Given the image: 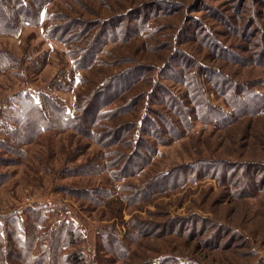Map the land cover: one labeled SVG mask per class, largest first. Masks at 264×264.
I'll return each mask as SVG.
<instances>
[{"label": "rangeland", "instance_id": "374dc122", "mask_svg": "<svg viewBox=\"0 0 264 264\" xmlns=\"http://www.w3.org/2000/svg\"><path fill=\"white\" fill-rule=\"evenodd\" d=\"M60 26L67 43L45 36ZM99 30L115 36L78 68ZM218 74L264 95V0H51L38 24L0 34V213L63 207L48 222L78 224L106 264H264V97L228 122H202L195 114L205 107L190 96L197 83L211 105L231 110ZM17 93L43 101L46 121L14 141L12 121L30 112L12 110L7 99ZM169 93L192 108V126L157 144L151 121L138 126L145 115L165 132L181 124ZM42 96L63 105L62 115ZM148 158L137 174L113 179L124 163ZM94 163L102 171L87 173ZM171 169L176 187L125 199ZM105 187L113 195L103 199ZM105 227L123 255L101 247Z\"/></svg>", "mask_w": 264, "mask_h": 264}, {"label": "trees", "instance_id": "16d2710c", "mask_svg": "<svg viewBox=\"0 0 264 264\" xmlns=\"http://www.w3.org/2000/svg\"><path fill=\"white\" fill-rule=\"evenodd\" d=\"M51 0H0V34H16L22 25H35L40 21V16L44 6ZM90 30V29H89ZM66 29L64 26L60 28H49L45 36L52 39H57L61 42H69V35L65 34ZM100 31V30H99ZM93 33L91 41L85 47H81L82 54L80 59L75 62L78 68L88 67L94 60L101 42L105 39L114 38L115 34L112 30L100 31ZM60 32V33H59ZM59 33V34H58ZM106 34V35H105ZM65 35V36H64ZM105 36V37H104ZM107 36V37H106ZM41 66V65H40ZM220 80L224 81L223 85H219V91L223 93L228 104L231 106L230 111H223L211 105L203 95L201 88L197 83L194 87V93L190 95L195 104L201 100L203 110H196L195 118L205 123H216L221 121L228 122L233 117L245 114L248 111L257 110L255 107L263 103L260 97L263 94L254 90H249L246 87H239L229 77L222 74L217 75ZM170 101V106L175 111L176 115L181 119V124L168 123L167 132L156 126L155 122L145 115L140 125V129L144 126V122L148 121L152 126L150 133L146 131L157 144H169L171 140H176L191 128V115L189 110L192 108L185 107L183 101L176 98V95L171 93L166 94ZM195 96V97H194ZM49 108L58 111L61 115L64 110L63 105L56 104L54 98L42 96ZM12 110H21L19 107L29 106L27 117L25 119L18 118L14 121L17 131L8 130L7 135L11 136L14 141L23 140L26 138L24 133L31 132L39 126L42 121H46V116L43 113L44 109L41 104L43 101H34L28 94L17 93L14 97L8 98ZM36 102L38 105H35ZM197 105V104H196ZM194 110V112H195ZM165 118V117H164ZM79 121V122H78ZM83 124L82 118H74V126L78 129ZM144 130V128H143ZM142 130V131H143ZM145 132V131H144ZM138 141V138H137ZM136 141V143H137ZM10 142H4V146H9ZM148 150L151 156H154L157 148L149 145ZM11 148V147H10ZM130 156H128V159ZM142 163L134 164L127 162L120 167L119 171L113 177L115 181L122 180L125 176L130 174H137L143 166L150 163L151 158L142 160ZM131 166V168L129 167ZM102 163H94L87 168V173H99L103 169ZM130 171H126V168ZM133 167V168H132ZM174 171L168 170L163 172L162 175H155L151 180L144 185L143 188H135L133 193L125 196V199L132 203L137 198L148 196L152 192L163 191L169 186H177L176 178L172 177ZM170 175L171 181L168 182L167 177ZM167 181V182H166ZM103 199L113 195L110 188H101L99 190ZM99 196V195H98ZM100 197V196H99ZM100 200V199H98ZM97 200V201H98ZM100 202V201H99ZM63 208L59 206L51 207L47 204H36L34 206L24 207L21 211L16 210L7 214L0 213V264H106L107 257L99 253V248L92 251L87 244L86 237L82 228L75 222L54 217L52 222H48L50 214H55L56 209ZM102 241V248H108L114 254L123 255L127 248L122 244L118 234L111 227L98 229L97 232ZM156 264H168L167 261L163 263L159 260ZM176 264V263H175Z\"/></svg>", "mask_w": 264, "mask_h": 264}]
</instances>
